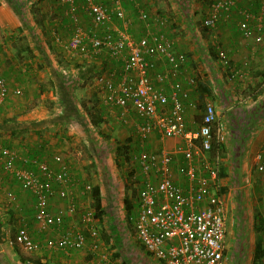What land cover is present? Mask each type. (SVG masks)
<instances>
[{"label": "crops", "instance_id": "1", "mask_svg": "<svg viewBox=\"0 0 264 264\" xmlns=\"http://www.w3.org/2000/svg\"><path fill=\"white\" fill-rule=\"evenodd\" d=\"M258 1L239 0L215 26L205 27L202 21L209 6L196 0L186 8L172 0H126L123 2L125 18L113 20L111 24L115 31L133 40L148 29L161 31L170 38L175 52L185 54L186 61L179 73L169 75L164 82L154 79L156 72L169 73L164 57H152L155 67L149 74L154 84L167 93L171 91V82H179L189 98L196 102L195 109L185 112L188 128L197 127L206 102L213 105L216 122L221 125L225 139L226 157L219 159V166L223 165L225 170V176L220 177V192L225 205L226 239H230L231 249L243 233L235 230L240 221L235 210L234 192L237 187L244 189L251 184V175L257 177V182L252 181L257 186V211L251 213L250 201L245 194L246 216L251 229L253 222L257 220L258 224L259 218L262 220L260 236L264 247V168L258 171L255 159L260 152L264 160V118L257 122V104L264 98V93L253 97L257 89L254 85L258 84L264 70V29L260 32L261 40L255 41V34L243 37L239 26V9H255ZM14 4H24L22 12L18 14ZM139 8L164 18V25L149 23L147 26L138 18ZM73 15L77 16V23L84 30L90 29L92 21L84 0H76L71 6L59 0H0V72L8 85V94L0 104V142L15 150L20 157L37 156L52 163L53 155L59 154L67 160L73 175L80 181L71 189L77 212L65 215L59 226L40 229L34 220L35 196L20 189L7 173L1 174L0 264H102L99 256L102 252L107 253V259L115 264H164L138 244L133 227L127 221L123 199L127 196L133 202L143 178L139 167L133 164L128 172L132 176L128 178L126 174L122 180L108 162L114 148L105 156L106 168L96 162V171L92 169L90 173L84 169L86 165L81 169L71 162L69 156L73 152L80 154L83 149L88 157L91 153L97 160L103 156L102 143L113 146L115 140L127 141L129 154L132 151L171 152L173 179L186 185L188 181L182 174L185 160L175 151L182 140L156 132L140 139L135 129L138 117L133 108L126 122L117 117L118 107L106 99L108 93L102 90L97 77L111 74L113 80H117L120 61L112 58L106 50H94L88 41L79 52L65 49L75 25ZM218 48L227 52L231 65L239 68V75L231 76L229 69L220 63L216 53ZM188 80L192 83L189 84ZM16 89L20 90L19 94L15 93ZM83 103L96 105L103 118L99 126L89 123ZM59 115L62 119H55ZM2 120L6 122L1 124ZM244 122L245 126H242ZM234 156L240 158L235 168L231 160ZM193 162L197 171L202 172L199 158H194ZM234 174L240 175L239 182H233ZM129 180L133 192L131 187L125 186ZM82 183L98 184L100 188L104 214L95 218L99 249L92 250L89 243L74 250L46 248L45 241L55 238L64 229L82 227L80 211L90 208L92 202L90 195L82 191ZM7 189L16 194L14 203L6 198ZM67 203V199L54 195L47 200L46 206L54 213L64 209ZM22 225L26 226L32 240L31 248L13 241L17 228ZM245 236L248 245L254 243L251 233ZM228 248L226 240L223 264H232L231 249L228 253ZM251 251L253 244L251 250L249 248ZM261 264H264V257Z\"/></svg>", "mask_w": 264, "mask_h": 264}, {"label": "built area", "instance_id": "2", "mask_svg": "<svg viewBox=\"0 0 264 264\" xmlns=\"http://www.w3.org/2000/svg\"><path fill=\"white\" fill-rule=\"evenodd\" d=\"M59 1L71 6L76 0ZM124 1L84 0L92 25L89 30H84L77 23V16L73 15L75 25L64 48L76 53L88 41L94 50H106L112 58L120 61L117 80H113L111 74L97 77L102 90L108 93L106 99L118 107L117 117L122 122L127 121L133 108L138 117L135 129L140 139L144 140L152 132L179 137L182 142L176 145L175 151L185 160L182 174L188 181L186 185H181L173 179L171 152H131L130 161L139 167L143 178L127 211V221L133 227L138 244L164 264H223L226 226L225 205L220 192L219 158L208 155L211 131L216 121L215 109L210 102H206L197 127H187L185 112L190 108L195 109L196 102L189 98L179 82H171V91L167 93L161 86L154 84L149 74L155 67L154 56L164 57L169 67L168 74H154V79L159 83L167 80L169 75L178 74L186 56L175 52L172 41L161 31L148 29L135 40L115 31L111 24L113 20L125 18ZM238 1L214 0L202 24L205 27L215 26L221 16L228 13ZM258 2L255 9H239L241 34L243 37L255 34V41L261 40L260 32L264 29V0ZM137 15L147 26L149 23L160 26L165 22L161 16L150 14L143 8L138 9ZM216 53L231 76L240 74L239 68L231 65L224 49L218 48ZM188 83H192V80H188ZM7 94L8 85L0 72V104ZM215 138L223 139L220 125L216 126ZM194 158H199L202 172L197 171ZM255 159L258 161L257 170L262 171V154L258 152ZM4 173L10 175L20 189L35 196L34 220L40 229L59 226L65 215L77 212L71 189L80 181L61 155H53L52 163L37 156L20 157L15 150L0 142V176ZM89 188L86 184L82 191ZM54 195L67 199L68 203L64 209L53 213L46 205L47 200ZM6 198L11 203L17 200L12 189L6 190ZM94 214L92 208L80 211L82 227L66 228L55 238L47 239L44 246L74 250L89 243L91 249L97 251L99 239ZM13 241L26 248L32 247V240L24 225L17 228ZM99 256L102 264H115L107 259V253L102 252Z\"/></svg>", "mask_w": 264, "mask_h": 264}, {"label": "trees", "instance_id": "3", "mask_svg": "<svg viewBox=\"0 0 264 264\" xmlns=\"http://www.w3.org/2000/svg\"><path fill=\"white\" fill-rule=\"evenodd\" d=\"M12 1V0H11ZM173 2H175L178 5H181L183 8L188 7L193 0H172ZM198 2H200L202 5H206V6H210L214 0H196ZM23 6L22 5H17L14 4V9L17 11V13L19 14L20 12H22L23 10ZM32 9V13L34 14L35 9L33 8V5L31 7ZM185 10V9H183ZM27 51H29V48H26ZM202 85H200L199 87H201ZM256 92L254 93L253 97H258L260 94L264 93V70L262 72L261 75V79L258 82V84L254 85ZM248 88V87H247ZM246 88V89H247ZM254 89V90H255ZM202 90V87H201ZM83 108L85 109V117L88 119L89 123H91V125H93L94 127H97L100 125V123L103 122V118L101 117V115L99 114V111L96 107L95 104L92 105H85L83 103ZM248 115V114H247ZM264 118V98H262L259 103L257 104V122L262 120ZM55 119H62V116L59 115L57 117H55ZM6 121L1 122V124H3ZM218 122V121H217ZM215 121L213 128H212V139H211V148L208 151V155L210 157H218L221 161V159L226 157L225 154V139L222 140H216L215 138V132H216V126L220 125L219 123H217ZM221 126V125H220ZM242 126H245V122L243 123ZM102 136L104 137V135L102 134ZM106 138H110L108 136H105ZM103 146V156L98 157L97 160L96 158L94 159V157L91 155V153L89 154V159L90 162L89 167L94 169V171H96V162L102 164L103 166H105V156L107 154V152L111 149L114 148V152H115V157H119L121 156L122 161H127L130 162V157L131 155L129 154L128 150L130 148V146L128 145L127 141L124 142H120L119 140H115V144L113 146L106 144V143H102ZM232 160V165L233 168L236 167V164L238 163V161L240 160V158L238 156H234L231 158ZM222 164V163H221ZM89 167L85 166V170L87 172L90 173V169ZM106 168V166L104 167ZM220 169V177L225 176L224 172V166L220 165L219 166ZM128 178H130L132 176V173H128ZM239 174H234L233 175V182H239ZM127 184H125V186L127 188H132V182L126 181ZM88 184L90 186L89 190H85V193H88L91 197V204H90V208H92L95 212V218H101V216L104 214V209L102 208V203H101V194H100V188L98 184H90V183H82V186L84 188V186ZM240 184L243 185V183L241 182ZM81 186V185H80ZM132 192L134 191V188H132ZM246 193L244 192V190L240 187H237L235 189L234 192V199H235V203H236V211H237V216L239 217V221L240 224L235 228V230H238V232L240 231L243 232L241 236L238 237V239H236V243L237 245H234L233 248L231 249L232 251L230 252V258L232 259V264H245L244 262L247 261L248 257H251V264H261V260L264 257V247L262 245V238L260 236V233L263 230V223L262 220L259 218V223L257 224V220L256 222L251 225L252 229L249 226V218L246 216L247 214V200H246ZM123 203H124V207L126 209V211H129L131 206H132V202L128 199L127 196L124 197L123 199ZM238 220V219H237ZM130 227V225H129ZM251 230L254 231V243H253V251H251V253L249 252V248L250 245H248V240L246 238L245 235H249V233L251 232ZM98 231V229H97ZM249 232V233H248ZM98 239H99V231H98ZM115 256H119V253H115ZM122 264H126V263H122Z\"/></svg>", "mask_w": 264, "mask_h": 264}, {"label": "rangeland", "instance_id": "4", "mask_svg": "<svg viewBox=\"0 0 264 264\" xmlns=\"http://www.w3.org/2000/svg\"><path fill=\"white\" fill-rule=\"evenodd\" d=\"M160 5H161V3H160ZM19 92H20V90H19ZM19 92H15V93L19 94ZM78 148H81V147H78ZM88 158L89 157H88L87 151L83 152V149L80 152V154L78 152H75V153L73 152L69 156V159H71V162L75 163L76 165L78 164L81 169L85 165H86V167H89V164L87 163V161H89ZM108 162L110 163V165H112L113 168H115L116 175L119 178H121L122 180H124L126 174H128V172L130 171L129 168L134 164V163L132 164L131 161L129 163L127 161H125V162L122 161L121 156L116 158L115 152L110 155ZM89 169L92 170V168H90V167H89ZM252 181L257 182V177L251 175V181H250L251 184L244 186L243 190L248 195V199L250 201V208H251L250 211H251V213H254V211H257V186L255 184H252ZM251 218L253 221L254 216L252 215ZM250 233H251V237L254 238V236H255L254 231L251 230ZM226 240H227V246L229 247L228 248V253H229V250L231 249L230 248L231 241H230V239H228V237ZM252 244L250 245V250L252 248ZM229 256H230V253H229ZM230 261H232L231 258H230ZM245 264H251V257L248 258V261Z\"/></svg>", "mask_w": 264, "mask_h": 264}]
</instances>
